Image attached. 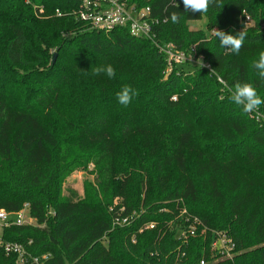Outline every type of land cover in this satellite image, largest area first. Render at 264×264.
<instances>
[{"label": "trees", "instance_id": "16d2710c", "mask_svg": "<svg viewBox=\"0 0 264 264\" xmlns=\"http://www.w3.org/2000/svg\"><path fill=\"white\" fill-rule=\"evenodd\" d=\"M133 2L151 8L157 42L196 48L212 71H168L151 41L91 29L80 0H0V210L28 205L37 221L5 239L50 254V264H264V106L244 114L228 98L237 82L264 98L253 67L264 51V0H219L204 14L185 13L182 0ZM202 19L244 30L240 53L189 30ZM107 64L114 79L93 74ZM125 84L139 93L128 106L116 100ZM91 165L84 195H64ZM122 217L129 225L116 224ZM194 220L206 232L185 242ZM212 232L231 237L233 259L212 252ZM16 260L0 255V264Z\"/></svg>", "mask_w": 264, "mask_h": 264}, {"label": "built area", "instance_id": "2783aa9c", "mask_svg": "<svg viewBox=\"0 0 264 264\" xmlns=\"http://www.w3.org/2000/svg\"><path fill=\"white\" fill-rule=\"evenodd\" d=\"M78 17L89 23L90 28L93 30L111 32L116 29L127 28L133 37L151 41L165 56L169 67L168 71H171L176 65H185L188 62L196 63L198 68L212 71L211 66L204 61L203 57H199V59L202 58L203 60V66L201 67L197 62L198 58L193 57L192 59L185 53L178 51L173 43L162 45L157 42L156 28L158 20L152 17L150 7L139 8L133 0H80ZM250 21L251 19L248 17L247 22ZM193 50H196V48H193ZM173 100H176V98H173ZM183 214H186V212ZM129 223V217H122L116 220V224L119 226H126ZM195 223H198L197 220H194L192 225L194 227L189 231V234L182 229L181 238L185 242H187L189 236L196 234ZM26 225H37V221L30 215L28 205H25L21 211L16 213L0 210V255L15 256L17 258L15 264H50L52 258L50 254L41 257L34 256L24 244L5 239L4 231L6 229ZM156 226L155 223H149L145 226V230H155ZM212 238V252L218 255L220 259H233L237 252L236 245L231 237L226 233L212 232ZM30 245H32V242L28 243V246ZM202 261L203 264L207 263L206 260Z\"/></svg>", "mask_w": 264, "mask_h": 264}, {"label": "clouds", "instance_id": "9594fccd", "mask_svg": "<svg viewBox=\"0 0 264 264\" xmlns=\"http://www.w3.org/2000/svg\"><path fill=\"white\" fill-rule=\"evenodd\" d=\"M219 0H182L185 13H200L208 12L210 6L218 4ZM179 7V4L176 3ZM180 16L178 13H171V21L178 23ZM214 36L218 39L221 47L228 49L231 53L239 54L244 44L247 33L244 30L239 31L235 35L227 33L223 30L213 29ZM201 67L203 66L202 58L197 61ZM253 67L257 70V75L261 80H264V51L259 52L258 60L253 61ZM107 75L109 79H114L116 76V69L107 64L93 69L94 75L100 73ZM229 100L238 106L244 114H252L257 112L261 106H264V98H262L252 83L237 82L233 89H230ZM138 91L131 85L125 84L116 93V100L123 106H128L135 97L138 96ZM203 264V261L201 262Z\"/></svg>", "mask_w": 264, "mask_h": 264}, {"label": "rangeland", "instance_id": "374dc122", "mask_svg": "<svg viewBox=\"0 0 264 264\" xmlns=\"http://www.w3.org/2000/svg\"><path fill=\"white\" fill-rule=\"evenodd\" d=\"M248 21V16L246 17V22ZM253 25V22L250 21V22H247V26H251ZM188 28L190 31L194 32V33H198V32H203V33H207L208 35H214L213 34V29H210L208 27V24H207V21L206 19H202L198 22H190L188 23ZM180 52H183L185 53L187 56H190L192 59L193 57H197L198 60H199V53L196 50H193V48H190V50L188 51H180ZM196 63H190L188 62V67H196ZM198 68V67H197ZM94 166H90L86 171H80V172H77L75 173L73 176H71L65 186H64V195H67L68 192H67V189H74L76 190L81 196L84 195V189H85V186L89 183L93 184V181H94ZM118 201V200H117ZM119 202V201H118ZM185 209V208H184ZM184 212H188L187 210H184ZM27 214V213H26ZM188 215V213L186 214ZM199 223V222H198ZM194 224V222H192L190 225L186 226L184 228L185 230V233L187 232L189 234V231H191L193 229L194 226H192ZM196 229L200 230L201 233H204L206 232V229L201 226V225H196L195 226ZM169 229V228H168ZM174 228L172 227L170 230L172 231ZM216 257V256H215ZM212 259V257H211ZM217 259V258H216ZM225 259V258H223Z\"/></svg>", "mask_w": 264, "mask_h": 264}, {"label": "water", "instance_id": "95a60500", "mask_svg": "<svg viewBox=\"0 0 264 264\" xmlns=\"http://www.w3.org/2000/svg\"><path fill=\"white\" fill-rule=\"evenodd\" d=\"M57 57H58V54L55 53V54L53 55V64L56 63V61H57Z\"/></svg>", "mask_w": 264, "mask_h": 264}]
</instances>
